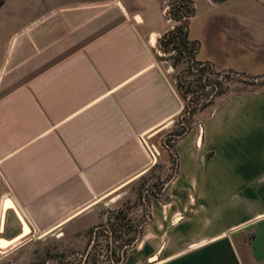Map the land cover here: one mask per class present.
Here are the masks:
<instances>
[{
  "label": "crops",
  "instance_id": "obj_1",
  "mask_svg": "<svg viewBox=\"0 0 264 264\" xmlns=\"http://www.w3.org/2000/svg\"><path fill=\"white\" fill-rule=\"evenodd\" d=\"M238 1L223 36L203 55L199 41L195 58L261 76L264 0ZM11 5L0 20V237L13 242L144 173L147 140L183 104L155 57L161 0ZM174 149L168 201L150 199V220L119 264H264V90L219 97Z\"/></svg>",
  "mask_w": 264,
  "mask_h": 264
},
{
  "label": "rangeland",
  "instance_id": "obj_2",
  "mask_svg": "<svg viewBox=\"0 0 264 264\" xmlns=\"http://www.w3.org/2000/svg\"><path fill=\"white\" fill-rule=\"evenodd\" d=\"M161 0V5L164 3ZM238 0L222 4L220 6H208V0L194 1V15L188 20V36L201 41L202 47L199 52L203 55L209 44L215 41L216 36H223L225 31L224 13L231 7H236ZM13 0H9L0 12V20L6 16L9 8L13 7ZM154 15L155 12L153 11ZM160 20L157 16H153ZM161 18V17H160ZM164 26L168 27L171 22L164 19ZM157 61L169 66L168 75L175 83V74L180 65L174 69L170 66L169 60L165 59L159 51L155 53ZM226 71V70H219ZM229 74L222 77V86L227 87L226 93L237 91L264 90V77ZM221 78V77H220ZM187 96H190L187 95ZM218 99V98H217ZM183 104V102H182ZM208 108L198 111L192 115V121H199L207 112ZM178 115L167 121L162 129L147 140L149 148L148 169L120 186L118 189L100 199L87 210L73 216L63 224L49 232H34L31 236L22 237L6 246L0 247V264H108L106 262V252L103 249L105 243L100 234L97 238L94 228L97 223L110 214L109 210L122 207L127 211L126 218H130L131 223H141L145 218L140 200L135 197L137 187L141 182L151 184L155 182L161 186L163 191L161 198L167 195L166 178L171 172L172 152L165 149L163 142L170 135L171 130L178 128ZM171 121V122H170ZM8 211H10L8 209ZM19 234H22L21 232ZM96 243L92 249L93 242Z\"/></svg>",
  "mask_w": 264,
  "mask_h": 264
},
{
  "label": "trees",
  "instance_id": "obj_3",
  "mask_svg": "<svg viewBox=\"0 0 264 264\" xmlns=\"http://www.w3.org/2000/svg\"><path fill=\"white\" fill-rule=\"evenodd\" d=\"M195 0H163L164 17L171 24L166 27L156 38L157 50L169 60L170 66L180 68L175 74L174 87L183 102L178 114V128L171 130L168 138L162 143L165 149L172 152L171 172L166 178L167 186L177 172V155L174 149L175 142L181 138L191 127V117L198 111L210 108L215 104L217 98L227 94V87L222 86V77L229 74L243 75L232 70H215L207 61L195 58L199 47L196 39L188 36V20L194 15ZM211 3H221L225 0H208ZM3 0H0V5ZM221 77V78H220ZM190 96H187L189 95ZM161 186L155 182L147 184L141 182L136 189L135 197L140 200L145 218L141 223H131L126 218L127 211L122 207L109 210L110 214L105 220H100L94 228L95 235H102L105 243L103 249L108 264H119L123 261L126 251L140 238L142 229L150 220L149 202L151 198H157L162 203L168 201L166 197L161 198L163 191ZM92 241V240H91ZM91 245L95 249L96 243ZM86 264V263H83Z\"/></svg>",
  "mask_w": 264,
  "mask_h": 264
},
{
  "label": "bare ground",
  "instance_id": "obj_4",
  "mask_svg": "<svg viewBox=\"0 0 264 264\" xmlns=\"http://www.w3.org/2000/svg\"><path fill=\"white\" fill-rule=\"evenodd\" d=\"M8 200V199H5ZM4 205L1 203V210H0V232L3 230V222H4ZM19 226H20V230L21 233L24 234L27 232V226L25 225V223H23L21 220H19ZM10 243V240H5L3 238L0 237V247H4L7 244Z\"/></svg>",
  "mask_w": 264,
  "mask_h": 264
},
{
  "label": "built area",
  "instance_id": "obj_5",
  "mask_svg": "<svg viewBox=\"0 0 264 264\" xmlns=\"http://www.w3.org/2000/svg\"><path fill=\"white\" fill-rule=\"evenodd\" d=\"M262 77H264V75Z\"/></svg>",
  "mask_w": 264,
  "mask_h": 264
},
{
  "label": "water",
  "instance_id": "obj_6",
  "mask_svg": "<svg viewBox=\"0 0 264 264\" xmlns=\"http://www.w3.org/2000/svg\"><path fill=\"white\" fill-rule=\"evenodd\" d=\"M7 240H10V239H7Z\"/></svg>",
  "mask_w": 264,
  "mask_h": 264
}]
</instances>
